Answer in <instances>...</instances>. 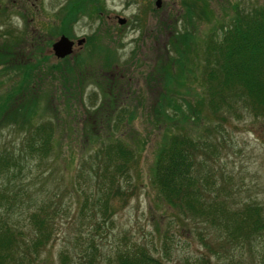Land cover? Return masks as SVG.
<instances>
[{
  "label": "rangeland",
  "instance_id": "rangeland-1",
  "mask_svg": "<svg viewBox=\"0 0 264 264\" xmlns=\"http://www.w3.org/2000/svg\"><path fill=\"white\" fill-rule=\"evenodd\" d=\"M83 1L84 11L78 13L61 33L58 19L63 12L61 9L66 3L73 5L79 0H0V43L4 48L6 39H14L16 48L12 52L19 60V67L33 63L34 68L39 69L38 82H42L40 86L45 93L49 92V99L43 101L41 107L43 118L52 116L51 105L62 109L63 103L68 102L72 105L71 110H75L74 118H62L64 121L53 133V151L44 164L49 166L47 172L50 175L33 182L47 187V195H42L43 198L54 185L69 186L83 151L80 127L83 120L89 118L93 122L85 131L91 134L92 144L97 137L112 135L125 140L135 151L128 169L134 186L131 189L121 186L124 196L120 197L122 206L113 216L114 227L105 234L102 229L93 236L99 243L101 255L108 253L109 245L124 233L127 238L153 245L154 253L164 264H264V228L248 241L233 240L226 236L224 229V234L215 228L208 232L209 229L198 221L181 216L176 218L174 209L158 197L149 182L163 125L154 123L152 106L161 90L154 79L158 78L159 64L171 50V32L181 30L183 25L196 37L198 50L187 63L192 73L188 72L187 80L184 79L186 98L194 104L195 93L199 94L202 88L198 83L202 38L213 28L217 32L219 24L228 25L235 10L248 11L264 6V0H206L207 6L202 0H193L194 3H190L191 0H160L158 7L154 0ZM190 8L193 10L189 15L192 22L186 23ZM118 17L125 19L123 24H118ZM62 34L73 41V50L65 56V61L57 59L51 50V43ZM81 38L83 43L76 45V40ZM5 62L7 68L0 71L1 97L6 88L20 78L16 76L19 69L13 60L5 57ZM87 108L91 110L88 118ZM120 109H124L122 119L114 128L113 118L109 123L106 121ZM238 109L236 116L224 114V110L217 115L204 110L198 120L194 121L192 117L185 122L174 120L168 128L208 143V147L204 146L208 152L200 159L201 174L207 178L211 175L216 183L211 196H224L233 210L256 205L264 220V117H253L244 109ZM61 112L59 115L64 116L63 109ZM70 121L75 124V129L70 128ZM1 126L0 146L6 140L16 144L21 132ZM136 137L140 138L137 148L132 140ZM98 143H94L95 146ZM33 163L31 170L35 173L38 167ZM23 180L27 181L26 178ZM14 182L21 186L19 179ZM0 184L3 185V180ZM4 190L8 192V189ZM34 197L33 193L15 195L13 202L19 201L17 205L21 210H0V219L12 221L16 226L27 224V200ZM62 201L66 206L69 198L65 196ZM62 221L63 218L55 223L51 241L32 264H58V252L65 244L64 235H76L86 230V226L76 219L68 227L60 225ZM26 228L29 230V226ZM198 233L206 237L213 252L199 243ZM163 241L168 245L164 256L161 252Z\"/></svg>",
  "mask_w": 264,
  "mask_h": 264
},
{
  "label": "trees",
  "instance_id": "trees-1",
  "mask_svg": "<svg viewBox=\"0 0 264 264\" xmlns=\"http://www.w3.org/2000/svg\"><path fill=\"white\" fill-rule=\"evenodd\" d=\"M202 2L207 6L206 0ZM84 5V1L79 0L73 5L66 3L65 8L63 6V12L58 16L60 29L63 25L59 32L63 33L65 26L84 11ZM191 11V8L188 9L186 17ZM190 22L191 16L186 23ZM216 30L213 28L201 40L202 63L198 83L202 88L199 94L195 93L194 104L186 98L184 79L188 72L190 75L192 73L187 63L198 50L196 37L183 25L181 30L171 32V50L167 49L170 51L159 64L156 71L158 78L154 79L161 87L152 106L154 123L156 126L163 125L149 182L158 197L174 209L176 218L193 219L196 223L204 224L208 232L215 228L221 229L224 234V229L226 236L233 240L248 241L264 228L258 206L244 205L241 209L233 210L224 196H211L216 183L211 175L208 176L212 179L210 181L201 174L200 159L204 153L207 154L205 147H208V143L168 128V124L174 120L185 122L192 117L196 121L204 110L213 115L224 110V114L236 116L240 107L253 117H264V6L248 11L235 10L229 24H219ZM4 42V48L0 43V71L7 68L5 57L12 59L19 69L16 76L20 78L0 96V125L21 133L16 144L6 140L0 146V182L3 180V185L0 184V210H21L17 205L19 201L13 202L15 195L29 196L33 193L36 197L27 200V224L16 226L12 221L0 219V264H32L41 249L51 241L55 223L61 218L63 221L60 225L68 227L76 219L86 226V230L76 235H64L65 244L58 252V264H164L163 259L154 253L153 245L127 238L124 233L109 245L111 250L108 253L101 255L99 243L93 236L102 229L105 234L114 227L113 216L122 206L120 197L124 196L121 186L128 189L134 186L128 169L135 151L125 140L112 135L97 137L92 144L89 139L91 134L85 131L93 122L88 118L90 109L87 108L88 119H84L80 127L79 139L83 143V151L73 169L69 186L54 185L49 195L43 198L42 195H47V187L43 183L36 185L33 182L50 175L47 172L49 166L44 164L53 151V133L64 121L62 118H74L75 110L72 111V105L64 102V116H60L62 109L51 105L52 116L43 118L41 107L43 101L49 99V92L45 93L40 86L42 82H38L39 69L34 68L33 63H24L19 67V60L12 52L15 51L16 41L6 39ZM59 60L65 61L66 57ZM56 68L59 69V66L56 65ZM36 80L38 83H34ZM123 110L120 109L106 122L113 118L112 125L116 128L121 122ZM70 128L75 129V124L71 122ZM132 140L137 148L136 143L140 138ZM96 142L99 143L95 146ZM88 146L90 148L86 149ZM31 162L38 167L35 173L31 170ZM16 179L22 181L21 186L16 185ZM221 189L218 188V191ZM65 196L69 198L66 206L62 201ZM26 226H29V230ZM104 238L107 240V236ZM197 238L202 246L213 252L206 237L198 233ZM167 247L163 241V256L168 252Z\"/></svg>",
  "mask_w": 264,
  "mask_h": 264
},
{
  "label": "water",
  "instance_id": "water-1",
  "mask_svg": "<svg viewBox=\"0 0 264 264\" xmlns=\"http://www.w3.org/2000/svg\"><path fill=\"white\" fill-rule=\"evenodd\" d=\"M155 7H158L160 5V0H154ZM125 21L124 18L118 17L117 22L118 24H123ZM83 43V39H77L75 44L80 45ZM73 41L69 39L65 35H60L54 42L51 43V50L53 52V55L57 59L64 58L65 56L71 54L73 50Z\"/></svg>",
  "mask_w": 264,
  "mask_h": 264
}]
</instances>
